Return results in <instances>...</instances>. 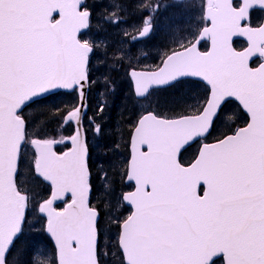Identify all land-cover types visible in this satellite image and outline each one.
Here are the masks:
<instances>
[{
	"label": "snow or ice",
	"instance_id": "1",
	"mask_svg": "<svg viewBox=\"0 0 264 264\" xmlns=\"http://www.w3.org/2000/svg\"><path fill=\"white\" fill-rule=\"evenodd\" d=\"M201 7L200 20L210 26L189 31L155 67L130 71L142 101L177 89L185 77H199L206 90L190 112L178 98L162 110H144L132 126L123 175L135 188L118 202L130 206L129 214L111 221L121 264H264V0H206ZM121 10L114 5L105 23L119 25ZM154 11L138 35L125 33L131 41L122 42L128 48L120 60L130 67L136 43L152 33ZM91 17L85 0H0V264H104L103 215L89 205L85 120L101 132L87 116L90 56L107 45L82 33ZM233 37L245 38L247 47L236 50ZM204 40L210 51L199 50ZM253 57L260 58L258 67L249 66ZM63 94L75 96L55 109L71 134L57 140L31 133L26 109ZM232 99L247 113L246 125L203 142ZM61 143H70L67 151H57ZM194 144L200 147L186 165L181 156ZM25 168L46 190L39 201ZM100 178L106 185L107 174ZM57 201L66 206L58 210ZM30 205L46 219L51 256L17 247Z\"/></svg>",
	"mask_w": 264,
	"mask_h": 264
},
{
	"label": "trees",
	"instance_id": "2",
	"mask_svg": "<svg viewBox=\"0 0 264 264\" xmlns=\"http://www.w3.org/2000/svg\"><path fill=\"white\" fill-rule=\"evenodd\" d=\"M96 1L89 0L87 3L92 11V20L90 31L85 38L97 45H101L103 42L107 48L98 47L90 58V74L94 83L89 93L88 117H94L96 123L102 126L101 132L96 135L87 120L85 122V126L88 128L89 169L92 185L90 203L92 207L99 209L103 215L101 248L105 253L102 257L104 264H121V257L116 248V239L110 240L109 238L113 234V230L118 233L116 225H112L111 220L112 217L119 216L124 210H127L123 203L121 206L118 202L120 197L130 190L124 183L123 173L127 169L129 159L130 132L133 124L141 115L128 79V72L132 68L139 70L155 67L160 63L164 53L173 49L179 50L177 42L181 37L187 36L189 31L201 26V20L200 15L195 14L196 11L191 12L187 8V4L184 7L172 8L168 12H164L163 15L162 12L156 15L154 34L148 41L136 43L133 49L134 58L130 67L127 59L123 62L120 60V54L126 52L128 48V44L122 42L131 41V36L125 33L137 35L136 28L140 26L141 21L146 18L150 10L155 8L156 4L160 5L163 0ZM100 2L104 6L102 8H106L100 12V19L97 20L98 24H96L94 8L96 5L100 7ZM116 4L122 6L119 13L122 22L119 25L105 23L104 17L111 14L113 6ZM140 4L147 5V7L140 9L137 7ZM166 14L169 15V21L164 18ZM197 17L198 21L195 22ZM239 47L241 48L242 44L238 45ZM205 90L200 84L185 81L177 89H168L153 95L157 97L154 109L162 110L171 106L174 99L183 98L188 101L183 107L190 112L195 102L203 103ZM74 100V95L63 94L50 97L45 105H32L28 109L32 110V114L25 112V115L29 117V131L32 133L31 124L34 123L33 131L37 130L35 134L57 140L66 137L65 130L59 123V114L55 109ZM101 105L104 106L102 113L98 111ZM243 118L239 123H233L224 132L242 127L246 123L244 116ZM64 148V146L60 147L58 151L61 152ZM190 160L191 156L183 157V163H188ZM104 173L107 174L106 185L105 181L100 178ZM39 188L36 197H45L44 186L41 185ZM36 200L39 201L37 198ZM35 209L36 207L30 205L24 235L17 247L21 249L39 248L47 256H51L54 248L45 235L44 221L35 213ZM117 210L118 213H116ZM23 259H26V256L22 257Z\"/></svg>",
	"mask_w": 264,
	"mask_h": 264
},
{
	"label": "rangeland",
	"instance_id": "3",
	"mask_svg": "<svg viewBox=\"0 0 264 264\" xmlns=\"http://www.w3.org/2000/svg\"><path fill=\"white\" fill-rule=\"evenodd\" d=\"M92 1H96V0H92ZM96 2H98V1H96ZM90 3H91V1H90ZM204 3H206V0H192V3L190 2L186 6H187V8H189V10L191 12H193V10L195 9L196 10L195 14H199L201 16V14H202V7L201 6ZM100 5H101L100 7H98L99 5L98 6L96 5L95 8L91 5L92 8H94V11H95L94 20L96 21V24H98L97 23V20L100 19V12L103 9L106 8V7L105 8H102V5L103 4L101 2H100ZM176 5L178 7L179 4H176ZM165 7H166V5H164V8ZM177 7H175V8H177ZM164 8H163V5H162L161 8L159 9V11H154L153 18H154V16L160 14L164 10ZM197 21H198V17L196 18L195 22H197ZM205 23H206V21H201V26L205 25ZM98 29H100V27H98ZM156 99H157L156 96H152V97H149L147 100L138 101L137 102V105H138V108H139L141 114H143L144 110H146L148 108L154 109V106H155L154 103H155V100ZM26 114H30L31 115L32 114V110H26ZM243 119L244 118L241 115L240 110L237 107H235V105L230 104L229 107H228V110L225 111L222 114L221 119H220V122H219L216 130L214 131L213 135L208 139V141L215 140L216 139V136L220 132H224L225 130L229 129L233 123H239ZM34 125H35L34 123L31 124V129H32V133L33 134H35V131H37V130L33 131L34 130ZM62 128L65 130L66 137L71 134L72 130L70 128H65V127H62ZM96 135H98V134H96ZM197 149H198V146L194 147L193 150H190V151H188L186 153V156L187 157L191 156V158H193V156L197 152ZM24 176L27 179V186L32 191L37 192V191L40 190L39 186L34 185L32 183L31 178H30V176H29V174L27 172V168H25V170H24ZM36 198L39 199V200L41 199L39 197H36ZM35 213L37 214V209H35ZM116 213H118V210H117ZM128 214H129V210L127 209V210H124L121 215L116 216V217H119V218L123 219ZM112 225H113V223H112ZM109 238H110V240H115L117 238V231L113 230V234L111 236H109ZM112 259H114V258L112 257Z\"/></svg>",
	"mask_w": 264,
	"mask_h": 264
},
{
	"label": "water",
	"instance_id": "4",
	"mask_svg": "<svg viewBox=\"0 0 264 264\" xmlns=\"http://www.w3.org/2000/svg\"><path fill=\"white\" fill-rule=\"evenodd\" d=\"M86 1V0H85ZM177 1V0H176ZM54 15H56V14H54ZM210 23V22H209ZM210 26V25H209ZM88 29L89 28H87V29H82V33H85V32H87L88 31ZM152 32H153V28H152ZM151 35H152V33H151ZM150 35V36H151ZM150 36H148V37H146V38H144V39H142V40H140V41H144V40H147ZM235 40H242V41H244V42H246L247 43V41H246V39L245 38H243V37H233V42L235 41ZM206 41H208V40H204V41H201V43L198 45V48H199V50H200V46H201V44L202 43H204V42H206ZM211 50V42L209 41V49H208V51H210ZM258 57H253V58H251L250 59V61H249V66L251 67V63L254 61V60H256ZM129 79H130V81H131V83H132V87H133V93H134V96H135V99L136 100H138V101H141V100H139L138 98H137V96H136V94H135V85H134V81L131 79V77H130V72H129ZM184 80H193V81H197V82H200V83H203L205 86H206V82H203L199 77H185V78H183V81ZM62 92H64L65 90H61ZM231 101H234V102H236L238 105H239V102L238 101H235L234 99H232ZM240 106V108H241V110L243 111V113H245L246 115H247V113L243 110V108H242V106L241 105H239ZM88 109H89V107H88ZM87 113H88V111H87ZM247 117H248V115H247ZM249 119V118H248ZM86 142H87V138H86ZM68 145L69 147H70V143H61V144H58L57 146H56V148H58L60 145ZM68 150V149H67ZM67 150H65V151H67ZM131 155H132V148H131V140H130V159H129V162H130V160H131ZM88 159H89V157H88ZM129 164V163H128ZM125 183L127 184V185H133L134 186V188H135V185H134V182H129V181H127V179L125 180ZM134 191V190H133ZM90 196H91V192H90V194H89V205H90ZM66 199L67 200H69V202H70V194H69V196L68 197H66ZM124 204H125V206H127V207H129L130 208V206H128L127 204H126V202H123ZM62 204H64V206L63 207H65L66 205H65V203H64V201H57L56 202V204L54 205L55 207L56 206H58V205H62ZM39 213V212H38ZM39 215L43 218V219H45L40 213H39ZM45 225H46V219H45ZM45 233H46V231H45ZM46 235H47V237L50 239V237H49V235L46 233ZM51 240V239H50ZM51 242L53 243V246H54V241H52L51 240Z\"/></svg>",
	"mask_w": 264,
	"mask_h": 264
},
{
	"label": "flooded vegetation",
	"instance_id": "5",
	"mask_svg": "<svg viewBox=\"0 0 264 264\" xmlns=\"http://www.w3.org/2000/svg\"><path fill=\"white\" fill-rule=\"evenodd\" d=\"M185 1L186 0L174 2V0H163V2H162L163 8H164V5H166V7L163 10V13L164 12H168L170 9L177 7L176 4L180 5V4H183ZM190 2L192 3V0H189V3ZM164 18H165L166 21H169V15L168 14H166L164 16Z\"/></svg>",
	"mask_w": 264,
	"mask_h": 264
}]
</instances>
